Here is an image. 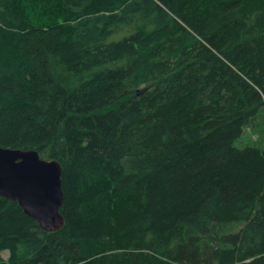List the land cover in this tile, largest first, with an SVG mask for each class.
I'll return each instance as SVG.
<instances>
[{
	"label": "trees",
	"instance_id": "1",
	"mask_svg": "<svg viewBox=\"0 0 264 264\" xmlns=\"http://www.w3.org/2000/svg\"><path fill=\"white\" fill-rule=\"evenodd\" d=\"M260 112L264 0H0V148L64 220L0 197V264H264Z\"/></svg>",
	"mask_w": 264,
	"mask_h": 264
},
{
	"label": "water",
	"instance_id": "2",
	"mask_svg": "<svg viewBox=\"0 0 264 264\" xmlns=\"http://www.w3.org/2000/svg\"><path fill=\"white\" fill-rule=\"evenodd\" d=\"M61 173L56 161L42 160L36 151L0 148V197L17 203L47 233L64 224Z\"/></svg>",
	"mask_w": 264,
	"mask_h": 264
},
{
	"label": "rangeland",
	"instance_id": "3",
	"mask_svg": "<svg viewBox=\"0 0 264 264\" xmlns=\"http://www.w3.org/2000/svg\"><path fill=\"white\" fill-rule=\"evenodd\" d=\"M248 146L258 147L264 150V113H258L253 125L250 127L249 131L244 133L241 139ZM243 225H238L233 227L234 232H237L242 228ZM8 252H2L1 257L3 261H7Z\"/></svg>",
	"mask_w": 264,
	"mask_h": 264
}]
</instances>
